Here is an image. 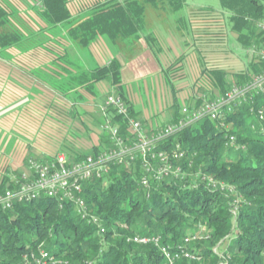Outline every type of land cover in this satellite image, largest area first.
<instances>
[{
  "label": "trees",
  "instance_id": "obj_1",
  "mask_svg": "<svg viewBox=\"0 0 264 264\" xmlns=\"http://www.w3.org/2000/svg\"><path fill=\"white\" fill-rule=\"evenodd\" d=\"M67 1L34 0L31 11L45 22L44 27L35 23L38 30L33 33L25 25L22 33L14 27L13 6L0 0V51L18 49L21 43V47L27 46L25 52L33 50V56L42 51L46 58L58 60L54 66L66 76L54 85L63 98L71 96L68 87L72 76L78 87L88 90L105 80L125 102L116 59L73 76L67 74L71 65L68 58L74 59V50L86 48L99 36H106L118 47L139 39L147 5L167 2L176 12L181 0H98L77 18H72ZM263 7L264 0H220L221 17L246 53L257 43L254 24L261 19ZM46 32L50 34L42 36ZM49 37H55L52 45ZM259 65L255 60L247 63L234 84L246 82L262 69ZM200 75L205 86L221 95L230 89L221 69L203 68ZM126 104L128 115L138 120ZM262 108L264 95H259L252 106L242 105L213 121L202 118L165 138L159 145L161 150L185 176L183 180L151 183L148 197L139 187V162L128 169L115 164L104 179L87 180L81 197L100 226L82 220L71 203L58 204L57 199L47 196L0 209V264H168L155 245L128 242L135 235L158 237L159 245L171 252L187 247L196 256V260L180 259L175 264H264V119L260 121L256 115ZM180 111L173 106V119L167 125L181 118ZM107 117L119 127L121 136H130L126 120L114 110H109ZM165 126L155 131L143 127L154 133ZM229 136L235 137L239 149L226 146ZM106 146L110 143L103 134L100 147L86 155H96ZM179 153L183 158L177 157ZM57 154L36 160H50ZM65 155L71 159L86 156ZM196 174L199 179L193 183L191 177ZM203 176L224 184L228 191L208 187L200 182ZM16 177L21 180L20 175ZM9 187L15 188L12 182ZM188 237L193 244H185ZM41 252H48V257L43 259Z\"/></svg>",
  "mask_w": 264,
  "mask_h": 264
},
{
  "label": "crops",
  "instance_id": "obj_2",
  "mask_svg": "<svg viewBox=\"0 0 264 264\" xmlns=\"http://www.w3.org/2000/svg\"><path fill=\"white\" fill-rule=\"evenodd\" d=\"M177 6L178 11L173 12L167 2L157 6L147 5L139 39L128 41L123 47L114 45L106 36H99L86 48L74 50V59L68 58L71 65L67 74L75 76L83 69L93 70L116 59L120 65L123 98L141 124L150 131L169 124L174 115L173 106L177 105L179 109L190 107L200 97L199 88L205 86L201 70L220 68L214 65L220 62V58L212 56L214 51H218L217 46L211 39L207 43L203 42L200 32L202 27H208L207 20L217 15L213 8L191 5L188 0H181ZM38 19L36 24L42 26L39 23L45 22L40 17ZM49 38L52 45L55 37ZM146 38H149V42ZM12 49L17 50L11 47L10 52ZM204 52L211 53V60L206 61ZM26 53L24 50L19 51L23 56ZM43 56L40 51L38 56L34 55L31 59H10L6 62V85L12 104L21 99L27 100L30 93L39 96L46 95L48 91L54 95L59 93L54 82L66 75L55 68L58 60L44 59ZM72 79L70 76L68 88L74 105L65 111L69 115L71 112L67 116L69 120L72 119L73 127H80L83 123L87 128L81 132L78 130L76 137L81 143L84 141L85 145L88 144L86 150H91L102 144L101 126L105 121L100 112L102 100L112 92L117 93V90L105 80L98 81L88 90L78 87ZM50 83H53L52 87ZM42 150V157L54 154L49 147Z\"/></svg>",
  "mask_w": 264,
  "mask_h": 264
},
{
  "label": "built area",
  "instance_id": "obj_3",
  "mask_svg": "<svg viewBox=\"0 0 264 264\" xmlns=\"http://www.w3.org/2000/svg\"><path fill=\"white\" fill-rule=\"evenodd\" d=\"M254 26H256L258 36L257 43L249 48L248 53L262 69L251 75L246 82L234 85L223 95L214 97L210 101L204 100L198 106H184L180 111L181 118L154 133H149L139 120L128 115L127 104L118 94L112 92L106 95L100 106V112L105 117L101 131L106 135L110 146L104 147L96 155L89 154L81 159H71L64 153H58L46 161L29 158L26 161V173L20 175L21 180L15 178L11 181L15 188L11 189L8 185L0 194V209L9 210L16 202L36 200L47 196L57 199L58 204L64 201L71 203L82 220L100 226L98 219L89 214L87 205L81 197L82 184L89 179H104L109 175L111 166L117 164L128 169L131 164L139 162L142 172L139 187L146 190V197L149 196L151 183L183 180L185 175L182 169L171 163L170 157L161 150L162 146L159 145L162 141L185 127L197 123L202 118L213 121L220 115L231 113L242 105L252 106L256 96L264 95V7L261 19ZM109 110H114L117 116L126 120L130 136H121L119 127L107 117ZM256 115L258 120H263L264 109L257 110ZM227 141L226 146L239 149L234 136H229ZM175 147L178 148V145ZM182 156L183 153L177 155L180 159L183 158ZM197 179H199V174L191 177L193 183ZM200 180L214 190L228 191L224 184L214 183L211 178L203 176ZM98 231L100 234L105 232L100 227ZM190 240L191 238H186L185 244L189 245ZM128 242L155 245L168 264H175L180 259L196 260V256L187 247L171 252L167 246L159 245V238L155 236L135 235L128 239ZM41 257L46 259L48 252H41Z\"/></svg>",
  "mask_w": 264,
  "mask_h": 264
},
{
  "label": "rangeland",
  "instance_id": "obj_4",
  "mask_svg": "<svg viewBox=\"0 0 264 264\" xmlns=\"http://www.w3.org/2000/svg\"><path fill=\"white\" fill-rule=\"evenodd\" d=\"M33 1L8 0L13 6L12 9L16 11L13 23L19 32L23 31L25 25L32 27L34 29L33 33L37 32L35 23L39 21V16L31 11ZM96 1L98 0H68L67 4L72 13V18L81 17L88 8L93 7ZM101 1L105 2L107 0ZM188 3L211 7L214 13L217 14L215 18L207 20L208 27H202L203 29L200 32L202 33L203 42L207 43L206 41L211 39L214 42L213 44L217 46L218 51H214L212 56L213 58H220V62L214 65L225 71L227 84H229V88L233 87L236 84H234L236 75L245 70L247 63L253 61L251 55L248 52L246 53V50L235 41L236 35L227 27L225 18L221 17L220 0H188ZM39 24L44 27V23ZM54 31L58 32L57 30ZM48 34L50 33L46 32L42 36H48ZM39 37L41 38V36ZM20 45L21 43L17 46V50L12 49L11 52L10 50L0 51V191L6 188L9 182L17 178V175L26 173V161L29 158H45L40 153L44 147L52 149L54 151L53 155L57 153L70 156L86 155L92 150H86L88 144L85 145L84 141L81 143L80 139L76 137L78 130L81 132L87 130V128L83 126V123L80 127H73L72 119L69 120L68 118L71 112L69 115L65 111L70 105H74L71 96L70 98H63L62 94L57 93L54 95L50 91L41 96L30 93L31 96L27 100L21 99L12 104L6 85V62L10 59L19 61L34 58L33 50L30 48H27L25 56L20 55L19 51L22 52L27 47L26 44L22 47ZM204 53L206 61L211 60V53ZM43 57L47 59L45 56ZM205 64H208V62ZM46 88L48 87L46 86ZM199 91L200 97L196 100L195 106H198L204 100L210 101L212 98L221 95L216 90L207 87V85L199 88ZM200 233V235L204 234L202 231ZM192 240H190L191 244H193Z\"/></svg>",
  "mask_w": 264,
  "mask_h": 264
}]
</instances>
